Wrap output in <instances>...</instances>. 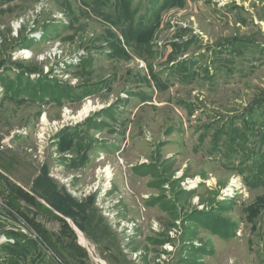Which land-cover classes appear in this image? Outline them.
<instances>
[{"label": "rangeland", "instance_id": "obj_1", "mask_svg": "<svg viewBox=\"0 0 264 264\" xmlns=\"http://www.w3.org/2000/svg\"><path fill=\"white\" fill-rule=\"evenodd\" d=\"M0 264H264V0H0Z\"/></svg>", "mask_w": 264, "mask_h": 264}, {"label": "bare ground", "instance_id": "obj_2", "mask_svg": "<svg viewBox=\"0 0 264 264\" xmlns=\"http://www.w3.org/2000/svg\"><path fill=\"white\" fill-rule=\"evenodd\" d=\"M17 27H18V26H17ZM24 52H25V51H24ZM90 110H91V106H86V107L80 112V117L86 116V115L89 113ZM42 120H43L44 122H47V121H48V120H47V117H44ZM104 172H105V176H106V178L111 180V178L113 177V172L111 171V168H110V167H107V168L104 170Z\"/></svg>", "mask_w": 264, "mask_h": 264}, {"label": "trees", "instance_id": "obj_3", "mask_svg": "<svg viewBox=\"0 0 264 264\" xmlns=\"http://www.w3.org/2000/svg\"><path fill=\"white\" fill-rule=\"evenodd\" d=\"M16 193H17L18 195H20L21 197H23L24 199H26L28 202H34V200H35V198H34L33 196H31L28 192L23 193V192L21 191V189H17V190H16Z\"/></svg>", "mask_w": 264, "mask_h": 264}]
</instances>
